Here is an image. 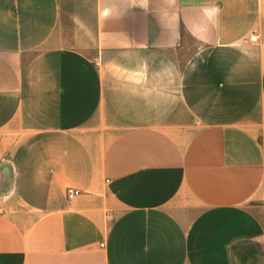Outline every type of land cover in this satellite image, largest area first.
I'll return each instance as SVG.
<instances>
[{"label": "crops", "instance_id": "crops-1", "mask_svg": "<svg viewBox=\"0 0 264 264\" xmlns=\"http://www.w3.org/2000/svg\"><path fill=\"white\" fill-rule=\"evenodd\" d=\"M0 264H264V0H0Z\"/></svg>", "mask_w": 264, "mask_h": 264}, {"label": "built area", "instance_id": "built-area-1", "mask_svg": "<svg viewBox=\"0 0 264 264\" xmlns=\"http://www.w3.org/2000/svg\"><path fill=\"white\" fill-rule=\"evenodd\" d=\"M251 42H255V37L251 36L249 37V39ZM95 59H92V61H94ZM79 194V190L77 189H66L65 191V200H67V202H70L74 196H77ZM102 245H99V247H101Z\"/></svg>", "mask_w": 264, "mask_h": 264}]
</instances>
